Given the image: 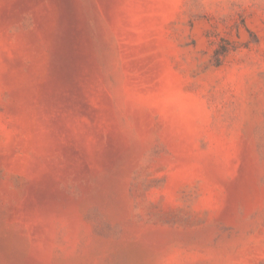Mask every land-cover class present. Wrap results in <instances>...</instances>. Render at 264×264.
<instances>
[{
  "label": "rangeland",
  "instance_id": "374dc122",
  "mask_svg": "<svg viewBox=\"0 0 264 264\" xmlns=\"http://www.w3.org/2000/svg\"><path fill=\"white\" fill-rule=\"evenodd\" d=\"M0 264H264V0H0Z\"/></svg>",
  "mask_w": 264,
  "mask_h": 264
}]
</instances>
